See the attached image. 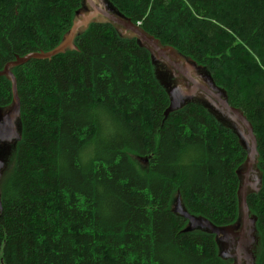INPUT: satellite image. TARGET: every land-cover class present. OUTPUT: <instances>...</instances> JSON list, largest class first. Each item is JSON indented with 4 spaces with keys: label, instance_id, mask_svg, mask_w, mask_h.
I'll list each match as a JSON object with an SVG mask.
<instances>
[{
    "label": "trees",
    "instance_id": "trees-1",
    "mask_svg": "<svg viewBox=\"0 0 264 264\" xmlns=\"http://www.w3.org/2000/svg\"><path fill=\"white\" fill-rule=\"evenodd\" d=\"M106 1L195 62L251 122L260 181L247 203L264 264V0ZM85 9V0H0V107L14 99L6 64L56 48ZM153 58L97 16L72 47L11 66L19 136L0 167V264L231 263L216 234L186 230L174 206L235 223L249 139L198 98L166 113L171 90Z\"/></svg>",
    "mask_w": 264,
    "mask_h": 264
},
{
    "label": "water",
    "instance_id": "water-1",
    "mask_svg": "<svg viewBox=\"0 0 264 264\" xmlns=\"http://www.w3.org/2000/svg\"><path fill=\"white\" fill-rule=\"evenodd\" d=\"M85 1V11H79V18L76 16L73 26L66 33L61 44L56 48L48 52H31L6 64L4 72L12 79L14 99L12 104L5 110L3 119L0 122V135L8 132L13 135L16 134L17 137L19 136V132L15 131V129L17 127L16 119L20 115V99L17 92L16 78L10 69L11 66L24 64L34 57L49 58L58 52L64 51L69 46L72 47L74 37L81 27L87 26L93 18L97 16H102L113 21L121 26L125 33L132 32L136 35L142 43H145L151 49L155 58L165 60L167 64L176 71V75L178 77H183L184 81L187 82V88L171 90V104L166 110V113L182 106L188 99L195 98L199 95L206 96L209 102L213 104L211 106L216 110L219 109L217 111L218 113L223 116L227 114L236 126L240 124L242 128L241 132L249 139L248 156L244 165L239 170L241 176L239 188V216L235 223L217 225L208 218L191 214L181 206L179 201L175 204L174 210L189 220L185 228L186 230L198 228L215 233L219 245V254L225 259H230V264H256V256L253 251V247L257 244V239L255 238L256 218L250 213L247 203V193L250 188H256L260 181V177L258 173L259 170L257 169V140L251 122L240 109L229 103L224 90L208 82V79H205V76L198 72L199 68L195 62L180 57V55L173 52L172 48L163 46L158 39L147 34L139 25L135 24L130 19H126L110 11L107 3L101 0ZM144 161L146 162L147 159ZM2 165L3 162L0 161V167ZM249 177L255 178V181L251 183ZM252 231L254 232L252 233Z\"/></svg>",
    "mask_w": 264,
    "mask_h": 264
},
{
    "label": "rangeland",
    "instance_id": "rangeland-1",
    "mask_svg": "<svg viewBox=\"0 0 264 264\" xmlns=\"http://www.w3.org/2000/svg\"><path fill=\"white\" fill-rule=\"evenodd\" d=\"M105 3H107L106 0H101ZM154 61V66H155V71L158 75V77L162 80V82L170 89V90H176L179 88H187L186 85V81H184L183 77H178L176 75V71L173 70L163 59H158V58H153ZM185 82V83H184ZM206 96H196L195 98L202 100L206 105H208L214 112L217 113L218 116H220L224 121H226V117H224L222 114L218 113L215 108H213L211 105H213L211 103V105L205 100L207 98H205ZM5 110H7L6 108H2L0 107V122L3 119V116L5 114ZM221 111V110H220ZM222 112V111H221ZM17 124V123H16ZM235 126V124H233ZM18 127H16L15 131H17ZM3 133L2 135H0V161L3 162V164H6L9 160V155H11V150L13 149V146L15 145V141L17 138V135H13L11 133ZM9 137V138H8ZM147 162V161H146ZM1 169V168H0ZM249 181H251V183H253L255 181V178L253 177H249ZM254 231H252L253 233ZM251 233V234H252ZM255 238L257 239V243H258V238H257V234L255 233ZM253 251L254 254L256 256V248H257V244H255V247H253ZM257 258V256H256Z\"/></svg>",
    "mask_w": 264,
    "mask_h": 264
},
{
    "label": "flooded vegetation",
    "instance_id": "flooded-vegetation-1",
    "mask_svg": "<svg viewBox=\"0 0 264 264\" xmlns=\"http://www.w3.org/2000/svg\"><path fill=\"white\" fill-rule=\"evenodd\" d=\"M186 100V99H185Z\"/></svg>",
    "mask_w": 264,
    "mask_h": 264
}]
</instances>
